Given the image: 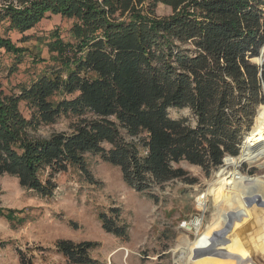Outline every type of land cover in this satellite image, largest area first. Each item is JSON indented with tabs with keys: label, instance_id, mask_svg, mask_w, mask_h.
<instances>
[{
	"label": "trees",
	"instance_id": "trees-1",
	"mask_svg": "<svg viewBox=\"0 0 264 264\" xmlns=\"http://www.w3.org/2000/svg\"><path fill=\"white\" fill-rule=\"evenodd\" d=\"M12 1L0 0L7 29L24 32L47 13L60 15L72 21L73 45L58 39L49 51L64 56L63 48L72 47L76 53L65 62L59 57L57 66L18 86L17 93L0 92V177L14 176L21 187L50 197L54 176L70 167L91 178L85 160L90 153L118 167L130 188L152 195L156 186L175 179L197 182L181 162L208 176L226 155L239 154L264 101V65L251 61L264 60V0ZM157 3L172 13L158 16ZM0 48L21 51L2 36ZM169 108H188L194 125L171 118ZM60 117L75 120L69 132L37 134ZM258 118L242 154L232 157L239 163L264 157V150H251L264 143V107ZM98 218L105 232L128 238L118 207ZM96 246L55 243L67 264H99L90 256ZM218 253L223 252L215 249L207 257L220 258ZM18 254L20 264H32Z\"/></svg>",
	"mask_w": 264,
	"mask_h": 264
},
{
	"label": "rangeland",
	"instance_id": "rangeland-1",
	"mask_svg": "<svg viewBox=\"0 0 264 264\" xmlns=\"http://www.w3.org/2000/svg\"><path fill=\"white\" fill-rule=\"evenodd\" d=\"M155 12L167 16L172 10L157 3ZM71 24L69 19L47 13L32 28L18 32L7 29V23L0 20V36L21 50L14 54L0 48V92L17 93L18 86H28L57 66L59 57L64 62L71 59L76 53L72 47L63 48L64 56L49 51V43L58 39L73 45ZM259 58L251 61L264 65ZM262 107L264 101L243 140L258 123L257 111ZM19 108L28 116L23 102ZM168 114L175 119L187 118L194 125L188 108H169ZM74 121L60 117L56 123L42 126L37 134L46 138L55 132H69ZM251 150L261 152L264 143ZM242 151L239 147L237 156L226 155L208 176L199 166L181 162L188 177L197 182L169 181L163 187L156 186L153 197L130 188L120 169L98 154L85 155L91 178L70 167L54 176L57 186L50 197L21 187L14 176L5 174L0 177V264H20L18 250L32 264H67L55 248L59 239L97 243L90 256L99 264H264V216L260 214L264 210V157L252 156L239 163L233 158ZM249 189L252 192L248 194ZM110 207L120 209L128 226L126 240L102 228L98 214H109ZM255 217L262 220L255 222ZM185 221L200 225L185 229L181 226ZM215 249L222 250L218 253L221 257H207Z\"/></svg>",
	"mask_w": 264,
	"mask_h": 264
},
{
	"label": "built area",
	"instance_id": "built-area-1",
	"mask_svg": "<svg viewBox=\"0 0 264 264\" xmlns=\"http://www.w3.org/2000/svg\"><path fill=\"white\" fill-rule=\"evenodd\" d=\"M243 145V139H242V141H241V143H240V145H239V147H241ZM202 197V196H201ZM199 225H200V223H187L186 221L184 222V223H182L181 224V226L183 227V228H185V229H189V228H194V229H196V227H199Z\"/></svg>",
	"mask_w": 264,
	"mask_h": 264
},
{
	"label": "bare ground",
	"instance_id": "bare-ground-1",
	"mask_svg": "<svg viewBox=\"0 0 264 264\" xmlns=\"http://www.w3.org/2000/svg\"><path fill=\"white\" fill-rule=\"evenodd\" d=\"M258 117H260V111H259V110L257 111V118H258ZM258 119H259V118H258ZM247 135H248V134H247ZM245 137H246V136H245ZM245 140H246V139H245ZM245 140H243V145L240 147V149L243 148L244 143H245ZM226 158H227V157H226ZM226 158H225V159H226ZM225 159H224V161H225ZM246 159H247V158H246Z\"/></svg>",
	"mask_w": 264,
	"mask_h": 264
},
{
	"label": "water",
	"instance_id": "water-1",
	"mask_svg": "<svg viewBox=\"0 0 264 264\" xmlns=\"http://www.w3.org/2000/svg\"><path fill=\"white\" fill-rule=\"evenodd\" d=\"M257 57H258V56H257ZM257 57H256V58H257ZM253 58H255V57H253ZM253 58H252V59H253ZM252 59H251V60H252ZM257 64H258L259 66H262V63H261V62H259V63H257Z\"/></svg>",
	"mask_w": 264,
	"mask_h": 264
}]
</instances>
